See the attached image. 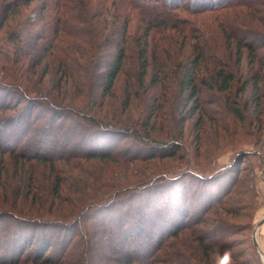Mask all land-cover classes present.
Masks as SVG:
<instances>
[{
	"label": "rangeland",
	"instance_id": "obj_1",
	"mask_svg": "<svg viewBox=\"0 0 264 264\" xmlns=\"http://www.w3.org/2000/svg\"><path fill=\"white\" fill-rule=\"evenodd\" d=\"M76 1L80 8L76 12L68 9L69 13L59 11L55 0L21 4L20 13L8 19L0 31V86L4 87L0 99L9 90L2 82L10 81L43 95V101L38 102L43 110L40 111L39 104L33 108L29 131L21 135L18 149L27 145L25 158L20 151L17 156L8 149L0 151V209L13 208L56 219L75 217L83 211L84 225L92 232L91 245L83 248L84 231L80 230V238L74 236L73 229L67 241L71 247L67 263L64 260L63 264H78L80 255L85 258L91 252L96 264H115L111 259L117 258L116 249L121 250L122 246L112 239L110 222L115 226L119 220L131 221L135 217L132 214L139 220L142 210L138 208L144 201L150 203L145 214L161 220L160 227L164 229L157 231L151 252L139 247V251L145 248L140 253L143 264H264L260 246H264V0L232 8H216V2L200 4V8L207 7L206 11L194 14L181 11L194 24L195 34L150 32L149 69L144 80L140 79L136 38L144 35L149 24L122 0ZM49 3L51 8H47ZM125 14L131 20L124 42L125 62L110 94L103 95L106 60L113 56L116 42L122 39L120 26ZM113 17L117 21L113 22ZM62 20L83 35L76 37L61 31L59 48H52V53L41 59L47 37L54 35ZM14 29L21 30L23 48L31 54L11 64L10 56L16 50L21 54V44L12 43L9 38ZM199 34L207 55L198 67L200 108L192 114V102L187 92L180 91V79L183 65L194 56L195 35ZM240 42L253 43L255 50L240 48L242 63L237 61ZM57 59L68 61V66L64 62L62 66L68 69L70 77L64 76L61 68L65 69ZM214 68L232 71L235 78L229 90L221 91L211 82ZM153 75L157 76V83H153ZM12 95L9 93L7 98ZM18 99L19 96L15 102L6 103L9 108L2 114L17 112L23 106ZM227 101L239 106L242 118L234 116ZM48 102L64 107L59 110L64 116L63 132L56 140L61 142L56 147L62 148L63 155L53 152L52 158L42 155V160L35 158L33 149L51 152L55 148L45 138L51 109ZM22 115L24 119L23 112ZM83 115L98 117L113 126L91 125V131L84 132L80 120ZM11 118L1 123L0 129L5 125L15 131L17 123L10 124ZM24 124L19 123L17 130ZM106 131L113 132L103 136ZM95 133L101 134L98 143ZM159 143L166 146L158 149ZM171 143L178 145L177 150ZM112 147L115 153L108 160L82 153L95 148L105 152ZM133 147L141 150L137 152ZM227 165L230 167L222 175L229 176L221 187L216 185L218 181L207 187V178L190 172L180 176L184 181H165L161 176L167 171L177 174L194 169L207 174ZM154 176L158 177L157 185L117 198L120 200L112 202L111 210L104 205L95 206L115 188ZM88 205L95 207L86 208ZM84 225L81 222L77 227ZM51 228L60 232L57 227ZM162 231L164 237L159 242ZM149 237L145 243L150 241Z\"/></svg>",
	"mask_w": 264,
	"mask_h": 264
},
{
	"label": "trees",
	"instance_id": "obj_2",
	"mask_svg": "<svg viewBox=\"0 0 264 264\" xmlns=\"http://www.w3.org/2000/svg\"><path fill=\"white\" fill-rule=\"evenodd\" d=\"M19 0H0V31L3 24L10 19L15 14L20 13V5L21 4H29L32 0H25L24 3H19ZM127 7L130 8V11L135 12L139 15L140 19L145 20L149 25L148 28L145 29L144 35L141 37L138 36L136 38V42L138 45V57L140 60V67H141V80L145 79V76L148 73L149 69V60H148V51L147 46L149 42V34L150 32H153L156 34H164L166 32L170 31H177V32H192L194 31V24L188 20V18H185L181 11H192L194 14L197 11H206L207 7H199L200 4H215V2L218 4L216 8H232L233 6H239V5H246L251 3L254 0H122ZM188 1V2H186ZM79 2V1H78ZM76 0H55V4L59 6V11L64 10V12L69 13L67 10H74L76 12L80 6ZM74 4V7H71V5ZM195 6H198V8H195ZM203 6V5H202ZM52 3H49L47 5V8H51ZM189 8H192V10H189ZM102 14V13H100ZM74 16V14H73ZM113 22L117 21L115 17H113ZM130 15H126L122 21L121 27V35L123 43L116 42L115 49L113 56L106 60V71L103 74L102 80H103V86H102V94L108 95L110 94L111 90L113 89L114 83L118 78L119 73L122 70V67L125 62L126 58V48L124 45V42L126 40V33L127 29L130 26ZM68 23L64 22L62 20V23H58L56 29L53 31V34L51 37H47V44L44 46V55H42L43 59L45 56L49 55L50 50L52 48H59V45L57 44L61 31H64V34L71 35V36H80L83 35L79 33L77 29H74L72 26H67ZM194 33V32H193ZM195 34V33H194ZM227 36L230 37L228 33H226ZM193 36V35H192ZM199 35H195L196 42L194 43V51H193V58L190 62L187 64H184L182 67V76L180 79V91L187 92L188 93V99L190 102H192V114L200 108V84L198 81V67H200V63L202 59H204L207 55V52L205 50V45L200 41ZM65 37V36H64ZM9 38L12 43H17L18 45L21 44L20 51L21 54L16 50V53L13 56H10L11 64L19 63L23 60V58L26 55L30 56V52L25 50L23 48V41H22V34L20 31H14L9 33ZM44 38V37H43ZM66 38V37H65ZM143 39V41H141ZM239 47V54H238V63H242V60L244 58L243 53L241 52L240 48L246 47L249 49L250 52H254V45L253 43L247 42V43H237ZM69 45L66 43V47ZM74 47V45H72ZM23 49V50H22ZM54 53V52H53ZM24 54V55H22ZM6 55H9L8 52H6ZM59 64L62 66V62H64L68 66V61L59 60ZM40 61L39 59L36 60V64H38ZM65 70L61 68V71L64 73V76L70 77L68 75L69 71L64 66ZM214 74L211 75V82L218 85L219 90L221 91H227L231 88L233 82H234V74L232 71H229L225 68H214L213 69ZM67 73V74H66ZM68 79V78H67ZM66 79V80H67ZM153 80V83H157V76L154 77V75L151 77ZM3 86L7 88V94L6 97H3V99H0V125L5 120H9L11 117V123H17L15 126V131H11L8 128H5V125H3L2 129H0V151L1 149H8L12 151V153L16 155L17 151L22 152V157L25 156V150L27 145H22L21 149H18L20 142L23 137L21 135H26L24 132H28L30 128V117L33 116V108L39 104L38 102L43 101V95H38L32 91L27 90L24 86H19L15 82H2ZM249 84L246 83V85ZM255 84L258 85L256 82ZM4 90V87L0 86V98H2V93ZM10 95L9 98H7ZM19 94V95H17ZM19 96V99L17 101L18 104H21L23 102V106L20 107V109L14 113H7L2 114L4 110L8 109L9 106L6 107V105L15 102L14 99ZM25 98V100H24ZM3 100V102H2ZM233 101H227L228 108L231 110V112L236 116L237 118H242V113L239 109L238 105H234L232 103ZM236 102V101H235ZM7 103V104H6ZM29 104V105H27ZM40 111L43 110V106L40 105ZM38 106V107H39ZM48 106L51 108L48 110V122L46 124V128H49L48 133L45 135L46 140L49 142V144H52L55 148L52 149L51 152H48L49 150L45 151L40 149H33L34 156L37 159H42L44 156L51 157L53 152H57L58 156L63 155V150L60 147L59 149L56 147L57 144L61 142H57L58 140L57 136L61 135L60 132H63L61 126H64L63 123V114L59 112L61 108L55 103H49ZM47 106V107H48ZM48 107V108H49ZM22 109V110H21ZM24 110V111H23ZM26 110V111H25ZM25 115V118L22 119L21 117ZM30 114V115H29ZM27 115H29L27 117ZM14 116V117H13ZM63 116V117H61ZM21 118V119H20ZM80 120L83 122L84 126H82V131H86L89 133L90 126L91 125H99L104 128H112V124H110L108 121H103L102 119L95 117V116H88L85 118V116H80ZM9 122V121H8ZM25 123L23 126H21L18 129L19 123ZM9 124V123H8ZM11 126V125H10ZM12 128V127H11ZM92 129V128H91ZM93 131L96 129H92ZM6 132V133H5ZM113 131H106L103 136H108ZM13 134H17V137H13ZM114 134V133H113ZM182 134V133H180ZM47 135H49V138L47 139ZM51 135V137H50ZM63 135H66V132L64 131ZM95 135L98 136L96 139L97 143L101 141L99 137L101 134L95 133ZM100 135V136H99ZM112 135V134H111ZM45 140V139H44ZM93 140V139H91ZM148 141V140H147ZM146 140L143 141L144 143H148ZM39 142V141H38ZM173 142V141H172ZM9 146H6L5 144H9ZM97 143H92L94 147H97ZM15 144V146H14ZM64 144V143H63ZM95 144V145H94ZM118 144V141L114 143L113 147ZM172 144V143H171ZM173 144H177V142H173ZM172 148L178 147V145H173ZM170 145V144H169ZM17 146V147H16ZM63 146V145H62ZM164 143H159L157 145V148H163ZM112 148H108L107 151L102 152L99 151L98 148H95L94 150H89L86 152H82L86 155V157L90 158H102L103 160H108V158H111L114 156V150ZM35 148H37L35 146ZM136 149L137 152H139L136 147H133V150ZM144 150V149H142ZM146 150V149H145ZM161 150V149H160ZM50 153V154H49ZM62 153V154H61ZM33 154V153H32ZM37 154V155H35ZM44 155V156H42ZM75 155V154H74ZM25 158V157H24ZM109 159V160H111ZM230 166H224L222 168L207 171V174L201 171L197 170H186L180 173L175 174V172H163L161 176L162 178L167 180H180V176L184 175L187 172L195 174L197 177L200 178H207L210 179V182L207 180V187L216 184L223 186L226 183V179L229 176L228 173H225L222 175V171L229 168ZM204 175V176H203ZM222 177L220 178V176ZM160 176V178H161ZM186 176V175H185ZM220 178V179H219ZM158 179L157 176L152 177L151 179H147L146 181H139V183L133 182L131 184H127L122 187H117L110 193L104 195L103 199H100L99 202L95 204V206L104 205L107 210H111L112 206L116 201L120 200L117 198H120L122 196L126 197L127 195H130L129 192H135L137 190L145 189V188H151L153 185H157L158 182L156 181ZM180 181H184V179H181ZM36 187V186H35ZM34 188V187H33ZM226 192V191H224ZM35 195H38L37 192H34ZM160 195H162L160 193ZM41 199H43L40 195H38ZM209 195L207 194V198ZM39 200V199H38ZM129 201L132 199H128ZM114 202V203H112ZM131 202V201H130ZM149 202V201H148ZM146 201L141 204L140 210V219L136 220L137 215L132 214L131 221L119 220L115 223V226H111L110 222V232L112 233V239L115 242H118L121 244V250H118V254L116 255L117 258L111 259L115 264H143L145 260L142 258L140 253L144 252L145 248L141 251H139V247L143 248L146 247L147 252H151L153 249H155L153 242L157 238V231H160L161 220L157 221L154 218L149 217V215L145 214L147 206L150 204ZM13 203V201H12ZM15 203V202H14ZM13 203V204H14ZM133 204V203H132ZM92 205H88L86 208H92L95 207ZM138 207V204H137ZM108 216L111 214L110 211H108ZM183 215V214H182ZM84 212H80V214H77L75 217H69L65 219H56V218H48L45 217L43 214H37V213H31L27 211L22 210H14L13 208H7L6 209H0V264H22L24 262H32L37 264H63L64 260L67 263V253L70 250L71 247H68V238L72 233V230L74 231V236L82 237V233L80 230L84 231L83 237L81 238L83 241L82 247L87 248V246L91 245L92 238L90 237V234L92 232L88 231V225L85 224L86 218L84 217ZM113 215L109 217L112 219ZM95 218V217H94ZM108 218V217H107ZM110 219H107L109 221H112ZM85 220V221H84ZM121 221V222H120ZM157 221V223L153 222ZM82 222L83 228L78 229L77 225ZM130 222V224H129ZM129 225V226H128ZM49 226L57 227L60 232H56V228L49 229ZM61 227L62 230L60 229ZM135 228L134 230H131L132 228ZM162 228L161 230H163ZM150 238V241L148 243H145V240ZM164 237L163 231L158 235L159 242L162 240L161 238ZM145 243V244H144ZM146 245V246H145ZM52 249V251H50ZM56 249V252L54 251ZM114 250V249H112ZM128 250V251H127ZM50 251V252H49ZM49 253V254H48ZM112 253V251H111ZM48 254V255H47ZM93 254V255H92ZM122 254V255H120ZM47 255V256H46ZM66 256V257H65ZM94 258V253H89L85 258L83 255H80V259L78 261V264H96V262H93L91 257ZM64 262V263H65ZM72 264V263H71ZM105 264V263H104ZM110 264V263H108ZM113 264V263H112ZM147 264H150L147 262Z\"/></svg>",
	"mask_w": 264,
	"mask_h": 264
},
{
	"label": "crops",
	"instance_id": "obj_3",
	"mask_svg": "<svg viewBox=\"0 0 264 264\" xmlns=\"http://www.w3.org/2000/svg\"><path fill=\"white\" fill-rule=\"evenodd\" d=\"M260 246H261L262 251L264 252V246H262L261 244H260Z\"/></svg>",
	"mask_w": 264,
	"mask_h": 264
},
{
	"label": "water",
	"instance_id": "obj_4",
	"mask_svg": "<svg viewBox=\"0 0 264 264\" xmlns=\"http://www.w3.org/2000/svg\"><path fill=\"white\" fill-rule=\"evenodd\" d=\"M256 242V241H255ZM256 245L258 246L257 242H256Z\"/></svg>",
	"mask_w": 264,
	"mask_h": 264
}]
</instances>
